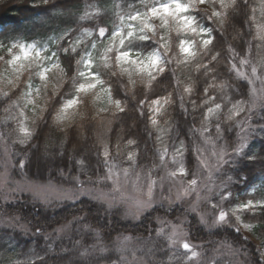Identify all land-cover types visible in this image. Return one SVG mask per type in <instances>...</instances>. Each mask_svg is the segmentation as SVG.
<instances>
[{
	"label": "clouds",
	"instance_id": "clouds-1",
	"mask_svg": "<svg viewBox=\"0 0 264 264\" xmlns=\"http://www.w3.org/2000/svg\"><path fill=\"white\" fill-rule=\"evenodd\" d=\"M0 264H264V0H0Z\"/></svg>",
	"mask_w": 264,
	"mask_h": 264
}]
</instances>
